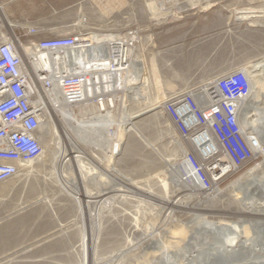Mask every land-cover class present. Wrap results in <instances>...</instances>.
Wrapping results in <instances>:
<instances>
[{"label":"rangeland","instance_id":"374dc122","mask_svg":"<svg viewBox=\"0 0 264 264\" xmlns=\"http://www.w3.org/2000/svg\"><path fill=\"white\" fill-rule=\"evenodd\" d=\"M153 1L10 0L5 4L0 0V4L16 32L27 26L44 24L53 29L77 23L76 15L81 13L90 23L87 28L98 32L92 37L100 39L122 37L136 27L144 30L145 14L181 3L160 0L156 10ZM202 5L223 7L221 46L226 54L237 53L235 59L242 62L240 66L221 67L220 72L240 67L247 76L253 71L257 75L252 88L255 96L250 91L241 103L242 116L246 117L244 124L241 121L242 128L257 136L256 128L264 129V14L254 13L256 17L243 19L237 16L247 9L263 12L264 1L203 0ZM16 25L18 28H14ZM55 33L48 31L45 35ZM148 47L145 41L143 46L133 48V67L143 62ZM157 67L152 61L150 73L144 69L143 85L131 90L130 95L137 91L143 94V103L132 101L128 110L143 109L147 114L135 118L132 127L127 125L122 142L129 147L124 149L126 153L122 150L118 154L111 148L115 141L110 136L113 124L105 135L99 132L95 141H76L80 157L58 168L60 153L55 156L54 151H62L61 143L67 142L62 140L63 129L57 121L53 123V117L45 120L41 132L46 144L42 145L41 156L26 163L27 169L17 176L0 183V264H190L197 247L217 243V238L223 241L226 235L224 230L199 233L204 222L241 224L248 239L263 243L257 227L264 226V187L239 185L250 175L264 180V152L221 182L218 193L205 194L197 189L190 192L184 183L174 181L171 174L176 163L183 160L175 142H183L161 111L167 97L162 92L166 83ZM157 94L158 102L151 103ZM123 97H116L117 107ZM120 112L113 110L114 120ZM25 170L30 172L25 174ZM75 187L95 201L79 202ZM255 255L258 261L254 262L264 264V253Z\"/></svg>","mask_w":264,"mask_h":264},{"label":"built area","instance_id":"2783aa9c","mask_svg":"<svg viewBox=\"0 0 264 264\" xmlns=\"http://www.w3.org/2000/svg\"><path fill=\"white\" fill-rule=\"evenodd\" d=\"M78 20L53 29L44 24L19 28L23 32L1 26L0 183L42 154L39 133L47 118L38 103L40 92L57 94L52 109L69 107L75 112L90 97L97 114H111L116 97L132 92L126 90L130 79L143 74V66L133 67L132 61L133 48L145 44L143 28L114 40L98 39L92 37L96 29L87 28V20ZM48 31L56 33L45 35ZM117 44L122 56L113 46ZM102 62L106 68L98 69ZM249 94L245 70L235 67L164 98L161 111L185 145L182 183L210 194L256 159L257 136L245 132L240 119L239 108Z\"/></svg>","mask_w":264,"mask_h":264},{"label":"crops","instance_id":"0c3cea01","mask_svg":"<svg viewBox=\"0 0 264 264\" xmlns=\"http://www.w3.org/2000/svg\"><path fill=\"white\" fill-rule=\"evenodd\" d=\"M9 1L3 0L5 4ZM180 2L178 6L170 4L168 10L145 14L143 25L149 47L141 65L146 73H150L152 61L158 65L166 96L207 82L220 74L221 67L242 64L235 59L237 53L226 54L221 46L223 7L203 6V0Z\"/></svg>","mask_w":264,"mask_h":264},{"label":"bare ground","instance_id":"6f19581e","mask_svg":"<svg viewBox=\"0 0 264 264\" xmlns=\"http://www.w3.org/2000/svg\"><path fill=\"white\" fill-rule=\"evenodd\" d=\"M152 3H154V8L156 9H159L160 6H161V1L160 0H154ZM158 3V5H157ZM264 12V11H263ZM240 13V16H237V19H243L244 17H256L257 15H255L254 13H262V11H257V10H245V11H239ZM0 15L3 19V25L0 24V27L3 26V28L5 27L6 30L8 29L9 31L12 30L13 28V24L10 23L7 18H6V15L4 13V10L2 8V5L0 4ZM85 17V18H84ZM76 18L78 21L80 22H84L87 20V17L85 16V14H81V13H78L76 15ZM98 33V32H97ZM114 36H111V39L110 40H114L113 39ZM103 43V42H102ZM116 47L117 49V55L119 56H122V53H123V50L121 49L120 45L117 44V45H113ZM138 58V57H137ZM135 59V58H134ZM118 60V59H116ZM137 60V59H136ZM138 61V60H137ZM143 66V65H142ZM100 68L98 69H103V68H106V63L102 62V63H99V66ZM105 75V74H104ZM106 76V75H105ZM256 73L255 71H253V73H248V78L250 80V91L252 93V96L254 97L256 94L254 90H252V88L254 89V87L256 86V83L254 79H256ZM254 78V79H253ZM134 80H131L127 83L128 86H126V90L129 91L132 90V89H137L139 90V86L138 84H141L143 85L144 83V67H143V74L140 73V74H136L134 75L133 77ZM135 84H134V83ZM255 83V85H254ZM252 84V85H251ZM140 85V86H141ZM146 85V84H144ZM116 89L118 87H115ZM143 88V86H142ZM158 89V88H157ZM134 91V90H133ZM261 92V91H260ZM137 93V94H136ZM135 94V95H134ZM134 94H131L130 93L123 95V99H121V103L120 106L116 107V109L120 110V114H119V117L118 119L114 120L113 118V115L112 113L111 114H108V113H103V114H97L95 112V110H93V107L91 105H89L90 103L89 102H92V98L90 97H86L85 98V101L82 102L78 107H76L77 111L76 112H73L72 108H69V107H61L60 109H55L51 107V102H54L57 100V94L54 93V92H40L39 93V97H38V103L39 104H43V108H44V115L47 119L50 120V118L52 119L53 117V123H55V121H57V125H60L63 129V132H66V134H63V132H61V137H62V140L66 141L67 143H61V146L63 148V151L61 153H63V157H61L60 159H58L56 162L57 163V166L58 168H60L65 162H76L77 159L80 157V154L77 153V151L75 150L74 148V145H72L71 143H69L66 139V135L69 136V135H73V134H76L77 136H84V134H87V128H89V133L92 134V139L93 141L97 140V138L99 137L98 134L99 132L102 134V135H105V131L107 129V126L109 124L113 125L115 124V129H113L110 133V136L112 138H115L113 141V143H111V148L113 151L115 152H118V154L121 152L122 154V150L124 151V149H128V145H127V142L126 144H123V136L126 134V128L129 126L132 127L133 124H134V119L137 118L138 116H142L144 114H147L145 111H143V109L137 111V112H131L130 110H128V107L130 105V103L132 101H138V102H142L143 101V97L140 93V91H137L135 92ZM260 94V93H259ZM141 95V96H140ZM160 98V95H156L155 96V101L151 102V103H155V102H158V99ZM118 99V100H119ZM143 103V102H142ZM118 104V102H117ZM114 105V103H113ZM160 107V105H159ZM241 107L240 106V119L242 121V123L244 124V122L246 121V117L243 118L242 114H243V111L241 110ZM243 109V108H242ZM246 109V108H245ZM264 111V110H263ZM159 112H160V108H159ZM88 114V113H91L90 115H87V117L83 116V114ZM264 113V112H263ZM56 116L60 117V121L56 118ZM84 118L86 120H88V124L86 125V122L83 123L84 121ZM127 119H128V123H127ZM51 121V120H50ZM53 125V124H52ZM128 125V126H127ZM264 126V125H263ZM43 127V125H42ZM55 127V126H54ZM256 128V127H255ZM259 128V127H258ZM258 128H256V134H257V137H256V140H257V146L254 147V151H255V154L257 153H263L264 152V129L262 130H258ZM102 129V130H101ZM129 131V130H128ZM79 133H83V135H80ZM74 136V135H73ZM76 136V137H77ZM91 136V135H90ZM39 137L41 139V142H42V145L45 146L46 144V137L44 136V134L40 131L39 133ZM79 137V138H80ZM127 137V136H126ZM72 138V137H71ZM89 138V137H88ZM103 141L102 143H104V140L106 139V136H103ZM176 138V137H175ZM61 139V138H60ZM69 139V138H68ZM84 139V138H83ZM80 140V139H79ZM72 141V140H71ZM60 142V140H59ZM73 143V142H72ZM176 146L175 148L180 150V152H182V154H184L185 152V148L183 146V144L179 141H176L175 142ZM60 145V143L58 144ZM76 145V144H75ZM262 145V148L261 146ZM128 147V148H127ZM80 148V147H79ZM61 150L57 149L56 151H54V155L57 156L59 153H60ZM65 151V152H64ZM114 152V153H115ZM126 153V151H124ZM81 153V152H80ZM130 153V152H129ZM82 154H84L82 152ZM115 155V154H114ZM54 156V159H56V157ZM120 156V155H119ZM118 157V156H117ZM182 159V157H181ZM177 160V158H176ZM182 161V160H181ZM181 161H178L176 163V166H175V169L173 170V173L171 175L174 174V181L178 182V181H181V178H182V174H183V169L185 168L184 167V162H181ZM27 165V164H26ZM25 164H23L19 171L20 170H24V169H27V166ZM112 165V164H111ZM18 171V173H19ZM113 171V170H112ZM30 171H26L25 170V174L26 173H29ZM18 173L15 175L17 176ZM176 174V175H175ZM122 175V174H121ZM14 176V177H15ZM61 176V175H60ZM64 177V176H63ZM61 177V179L63 178ZM171 177V176H170ZM13 178V177H12ZM11 178V179H12ZM95 178V177H94ZM172 178V177H171ZM60 179V178H59ZM64 179V178H63ZM63 181V180H62ZM68 181V180H67ZM2 183V182H1ZM65 183V182H64ZM172 183V182H171ZM185 183V187L187 189L190 190V192L193 191V187L190 186L187 182H184ZM72 184V183H71ZM75 184V183H74ZM80 184V183H79ZM114 184V183H113ZM241 184V183H239ZM238 184V185H239ZM178 185V184H177ZM181 185V184H180ZM236 186V187H239V186H243V187H249V186H252V185H255L256 187H264V180H261V179H258V177H256V175H250L249 178L245 179L243 185H239V186ZM81 186V185H80ZM188 186V187H187ZM77 189L74 190V193H75V198H77V200L80 202L82 201L84 204H87L88 202H92V201H95V200H92L90 198H93L89 195H86L81 189L80 187H75ZM184 188V187H183ZM77 191V193H76ZM203 192V191H201ZM205 194H209V193H206V192H203ZM212 193H218V189H215L214 192ZM74 195V194H73ZM251 197V196H249ZM74 198V199H75ZM105 199V198H104ZM248 199V198H247ZM77 201V202H78ZM97 201V200H96ZM105 201V200H104ZM164 201V200H163ZM174 201V200H173ZM100 202V201H99ZM107 202V201H106ZM105 202V203H106ZM102 203V202H101ZM100 204V203H99ZM167 204V203H166ZM89 215V214H88ZM97 219V218H96ZM202 230H200L199 233H201L202 231H207V230H216V231H221V230H224V233L226 234L225 237H223V241H222V238H217V242L224 246V247H237L238 245H242L243 247H247L251 252H255V253H259V252H263L264 253V241L262 244H257L256 242H252V240L249 238H247L245 235V232H244V229L242 228V225L240 224L239 226H226V225H222V224H211L209 222H204L203 224V227H201ZM156 232V231H155ZM142 236V235H141ZM192 237V236H191ZM182 238V237H181ZM161 245V243H159ZM249 244V246L247 245ZM157 246V245H156ZM163 252V251H162ZM196 252V251H195ZM166 254V253H165ZM192 258V257H191ZM190 258V260H191ZM86 260V259H85ZM171 261V260H169ZM258 261V260H257ZM256 262V261H255ZM253 262V264H258V263H255ZM85 263V262H84ZM189 263V262H188ZM237 263V262H236ZM245 263H249L248 260H245ZM260 263V262H259ZM238 264V263H237Z\"/></svg>","mask_w":264,"mask_h":264},{"label":"water","instance_id":"95a60500","mask_svg":"<svg viewBox=\"0 0 264 264\" xmlns=\"http://www.w3.org/2000/svg\"><path fill=\"white\" fill-rule=\"evenodd\" d=\"M253 65L255 66L256 64L254 63ZM258 226L259 238L264 239V226ZM255 254V252H251L241 244L237 247H224L218 242H214L206 246L203 245L201 248L197 247L195 256L190 264H253L257 258ZM245 260H249V263H245Z\"/></svg>","mask_w":264,"mask_h":264},{"label":"flooded vegetation","instance_id":"af4514ba","mask_svg":"<svg viewBox=\"0 0 264 264\" xmlns=\"http://www.w3.org/2000/svg\"><path fill=\"white\" fill-rule=\"evenodd\" d=\"M86 122V125L88 124V120H86L85 118H84V121H83V123H85ZM87 134H84V136H82V137H80V136H77L76 134H73V135H69V136H67L66 135V139H67V141L69 142V143H71L72 145H74V148H75V150H76V147L75 146H77V145H75L77 142L76 141H78V142H82V141H89V139L91 138L92 139V134H90L89 133V128H87ZM80 135H83V133H79ZM91 135V136H90ZM77 136V137H76ZM72 137V138H71ZM80 137V138H79ZM89 137V138H88ZM69 138V139H68ZM84 138V139H83ZM80 139V140H79ZM72 140V141H71ZM73 142V143H72ZM78 150V149H77ZM63 151V150H62ZM61 151V152H62ZM60 152V154H59V159L61 158V157H63V153H61ZM65 152V151H64ZM77 153H79V151H77Z\"/></svg>","mask_w":264,"mask_h":264}]
</instances>
